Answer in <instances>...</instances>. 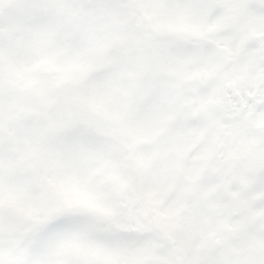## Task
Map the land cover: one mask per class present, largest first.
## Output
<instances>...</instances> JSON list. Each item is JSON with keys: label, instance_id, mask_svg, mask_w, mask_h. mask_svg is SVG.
<instances>
[{"label": "snow or ice", "instance_id": "obj_1", "mask_svg": "<svg viewBox=\"0 0 264 264\" xmlns=\"http://www.w3.org/2000/svg\"><path fill=\"white\" fill-rule=\"evenodd\" d=\"M0 264H264V0H0Z\"/></svg>", "mask_w": 264, "mask_h": 264}]
</instances>
